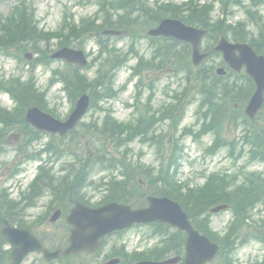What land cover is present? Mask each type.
I'll return each mask as SVG.
<instances>
[{
	"label": "trees",
	"instance_id": "1",
	"mask_svg": "<svg viewBox=\"0 0 264 264\" xmlns=\"http://www.w3.org/2000/svg\"><path fill=\"white\" fill-rule=\"evenodd\" d=\"M89 3H97L100 9L101 24L97 23L96 19L83 20L77 26L74 23L67 24L65 30L56 33H45L39 30L36 20L35 9L25 0L20 1L8 17L0 19V52H7L15 55L18 59L22 57L16 56L17 53L23 55L28 49L38 51V40L46 41L47 46L51 40L58 39V47L70 46L74 40L82 39L83 37L93 34L98 39L99 53L101 58L98 75L94 81L84 75L81 76L74 72L72 76L62 74L58 71L54 72L55 77H61L65 83V89L68 91L70 101L74 102L83 92L88 90L92 96V107L100 111H105L106 116L99 122L95 120L91 124H82L87 135L95 134L102 143V146L111 143L114 149L119 150L124 145L133 140L134 137L140 135L153 125L155 116H149L145 120L137 121L135 124L126 125L116 121L111 114V110L102 109L99 107L101 101H108L117 96V92L113 89L114 79L117 72L126 65L129 55L138 56L134 51V45L124 54L120 53L115 47L111 46L109 37L102 36V32L106 29L119 30L122 33L128 34L133 40L143 37L147 27L156 25L159 20L165 16H176L178 12L188 9L189 13L184 20L192 25L207 28L210 30L209 39L217 40L219 35L230 36L235 42H249L255 50L264 54V19L258 16V10L264 5V0H248L249 7H245L246 13L250 20H258L263 23L260 26L258 40L249 39V33L246 31L245 24H237L235 26L228 25L224 20H217L211 23V15L215 9V3L219 2L222 5L224 14L228 12L231 6H243L242 0H210L205 5L191 2L187 7H176L174 5H159L157 8H152L149 5V0H87ZM255 11V12H254ZM30 47V48H29ZM212 52V48H209ZM34 51V52H35ZM36 53V52H35ZM190 48L182 46L175 48L173 51H166L162 46H158L151 61L145 63L142 59L135 74L141 73L143 67L152 68L158 64V69H163L168 62L174 68L176 74L185 73L186 89L184 96L191 92H202L208 94L204 103L208 105V112L205 116L212 114L213 120L211 124H206L203 132L207 133L215 131L219 139L216 143L215 150L226 145L222 138V130L224 123L234 121L238 118L247 122V118L243 114L244 103L249 99L253 92L254 85L245 75L230 85L229 82L223 84L220 79L215 76L214 68L203 65L200 68H193L189 61ZM46 56V55H45ZM158 60V62H156ZM153 63V64H151ZM139 68V71H138ZM0 89L11 93L12 97L18 102L20 113L30 105L37 104L41 107H46L44 96L37 92L33 78L28 82L21 83L15 80L10 83H1ZM181 96V95H180ZM178 101L183 98L177 95ZM222 99L224 105H218L216 101ZM238 104L237 108L230 105V102ZM206 105V106H207ZM180 109V104H176L172 109V114L177 113ZM163 117V115H162ZM0 123L5 128L12 126L15 123V117L6 114V111L0 108ZM5 131H0V142L4 139ZM245 142L251 145V160H264V128H252L250 133L245 137ZM234 150V146H232ZM115 160V159H114ZM100 161V159L98 160ZM178 157L170 161L166 167L160 169L158 175L153 177L156 183L154 188L148 190L149 194L157 196H169L178 201L184 209L191 215L192 220L198 223V217L202 213L207 214L208 210L219 204H229L232 208L234 220L229 228V233L224 238H219L217 234L208 235L221 246V254L230 253L234 250L237 243H243L244 234L241 232L246 228V219H251L252 211L261 206L264 211V175L263 174H212L208 176L206 182L202 186L190 188L188 184H177L176 174H171L172 167H176ZM119 165L125 166V162H119ZM165 168V169H164ZM41 174H48L45 169H41ZM146 174H153V169H148ZM241 179V181H240ZM137 183V181L135 180ZM138 184V183H137ZM77 185V182L74 184ZM137 188L141 189L139 186ZM76 188V191H78ZM185 189V190H184ZM114 200L126 198L125 191H122L121 186H114ZM142 192H146L143 191ZM147 193V194H148ZM127 194H132L127 192ZM15 204L8 199V194L3 191L0 194V224L3 218H8L11 222ZM16 219V218H15ZM208 218L204 222L201 220L198 227L203 223H208ZM247 234L256 237L261 241L264 240V218L254 222L253 226H249ZM184 240L178 235L168 238L165 245L155 250L152 254H144L143 258L162 260L170 251L175 255H180L183 249ZM7 252L3 249V244L0 242V264H6Z\"/></svg>",
	"mask_w": 264,
	"mask_h": 264
},
{
	"label": "rangeland",
	"instance_id": "2",
	"mask_svg": "<svg viewBox=\"0 0 264 264\" xmlns=\"http://www.w3.org/2000/svg\"><path fill=\"white\" fill-rule=\"evenodd\" d=\"M32 3L37 10V18L40 22V28L48 32L57 31L63 21V16L66 12H71L75 15V20L78 23L80 19L94 16L97 11L95 5L82 6L77 3L76 0H27ZM159 2H168L173 1L176 4H183L189 2L190 0H158ZM18 4V0H0V16L8 15L11 10ZM246 6L247 3H245ZM261 12L264 15V7L261 8ZM219 16V7L214 13V17ZM232 23L246 21V16L244 10L239 7L234 8V13L230 17ZM252 31V28L249 29ZM207 41L203 42V47L207 44ZM111 43L116 45L117 48L121 50H126L132 43V40L129 38H120L117 39L115 36L111 40ZM86 51L96 52V44L94 40L90 39L86 43ZM137 50L141 55H144L146 58H150L152 54V47L150 46L147 40H140L136 45ZM53 49V47H52ZM215 62H220V58H214ZM136 60H132L130 65H134ZM65 64L61 61L53 60V63L49 67H38L35 75L38 79V85L41 87V90L46 89L47 81L50 77L51 71L55 68H62ZM28 68L25 64L17 63L12 57H6L0 55V76L10 78L12 76H22L24 79L28 76ZM88 73L90 78H93L95 75V70H91ZM156 84V96L153 101V105L158 108L162 104L168 102V97L166 93H171L172 91L179 89L182 85L181 76H174L171 73V70L162 72L157 77ZM135 83L136 79H131L130 72L127 68H124L120 71L117 76L115 89L120 91L117 99L107 102L104 105L111 107L114 113L115 118L120 122L131 121L135 112L132 107L134 103L135 95ZM61 84L53 86L48 92V100L51 108L57 109V114L59 115L60 120H65L71 113V105L66 98L65 93L62 91ZM146 95L144 96V98ZM0 101L4 103L5 106L10 107L12 105L11 100L4 95H0ZM196 109L197 105L194 104L189 107L186 118L182 124V127L185 126H195L196 128ZM93 111L89 112L88 115L84 118L83 122H90L92 118ZM163 129H166V126H163ZM227 138L230 140L233 138H240L243 131L239 129L237 131L228 128ZM21 138L10 141V147L6 149L4 156L0 157V187L8 188L9 192L14 199H19V194L26 191L28 188L29 182L34 178L36 171L35 164H25L24 171L22 174L17 176L14 179H8L7 176L12 174L14 170L15 163L20 159V155L16 154L15 147L19 143ZM214 139L213 135L205 137L202 141L195 143L191 138H188L184 141L183 145L186 149L184 154L188 156V159L185 160V165H183L182 172L179 176L181 182L190 181L192 186L202 185L205 182V176L213 172H226L228 174L238 173L240 169H245L249 172L258 171L264 174V163H253L249 164L244 160H241L235 163L232 159L228 157L227 150L222 149L219 153L213 157H207L204 154V149L211 145ZM48 140H45L43 145L47 143ZM43 147V146H42ZM74 147V146H73ZM131 151L128 152V156L136 160L137 156L142 152L143 154V164L146 165H157L156 162V150L154 147H147L136 142L130 145ZM35 149V148H34ZM93 152V150H90ZM107 151L110 155L121 156L122 151H116L112 147L107 146ZM46 157L44 156V159ZM48 159V158H47ZM70 159L67 158V161ZM70 162V161H69ZM53 167L56 171L59 170L60 164L55 163ZM93 172L91 179L99 183L102 179L108 178L111 173L106 169L99 167L96 164L91 166ZM88 196H94L95 191L92 188L87 189ZM101 198L97 196L95 201H98ZM50 202V196L45 195L43 198L38 200L37 206L27 213V221L35 222L39 216L46 215L48 211L47 205ZM52 213H50L51 216ZM254 219H258L260 214L257 212L253 213ZM231 220V215L229 212L222 213L212 218V227L214 230L224 233L227 226ZM64 220L58 221L56 224L51 225L49 219L44 223V225L37 227V231L41 234H58L59 237H67V231L64 226ZM151 232L149 228H137L134 231L125 233L123 238L118 235H115L111 238H108V244L105 248V251L100 256L88 257L86 256L85 262L89 264H101L105 255L111 250L116 244L122 243L124 240H127L131 234H141L143 237L142 245L150 248L151 245H154L157 242L156 238L151 237ZM264 255V246L259 243L250 242L247 246H242L238 249L234 256V261L236 264H258L262 260ZM82 259H77L73 261V264H80ZM25 264H43L41 262L40 255H31L26 260Z\"/></svg>",
	"mask_w": 264,
	"mask_h": 264
},
{
	"label": "water",
	"instance_id": "3",
	"mask_svg": "<svg viewBox=\"0 0 264 264\" xmlns=\"http://www.w3.org/2000/svg\"><path fill=\"white\" fill-rule=\"evenodd\" d=\"M204 34L205 32H198L194 29L184 27L179 22L171 21H164L158 29L150 31V35L153 36H174L180 40L193 43V63L195 65H199L206 57L198 53V44ZM217 50L224 52L226 61L229 62L235 70L240 71L241 68L246 65L247 73L255 79L257 91L246 111L251 117L255 116L264 102V57H258L247 46L230 45L225 39L220 41ZM237 51L240 53L239 56H237ZM54 57L66 58L68 61L80 65L86 64L82 52H75L69 49L60 51ZM219 73L223 74V71L220 70ZM89 105V97L83 96L78 101L74 113L66 123H60L51 117H42L38 115V112H32L33 117L30 118L34 123L43 125L48 131L64 134L74 128L87 112ZM224 208L225 207L216 208L213 212H217ZM78 212L82 219L78 218L77 212L75 216L79 219L81 224H76V229L73 231L70 239L72 246L65 252L58 250L53 254H49L28 231H19L10 227H5L2 231L3 238L14 245V254L12 258L18 263L22 253L32 250L43 251L46 254V258L59 257L61 253L70 254L82 250L93 251L98 247L99 240L103 235L114 230L126 228L136 222L148 223L153 221L167 222L188 232L186 264H203L206 261H211L217 252L216 246L210 244L206 238L200 237L193 231L187 221V216L182 212L181 208L167 199H151V207L147 210L138 212H133L130 208L117 206L116 204H111L97 211L80 209ZM78 219H76L75 222H77ZM175 262L176 260H171L163 264Z\"/></svg>",
	"mask_w": 264,
	"mask_h": 264
}]
</instances>
